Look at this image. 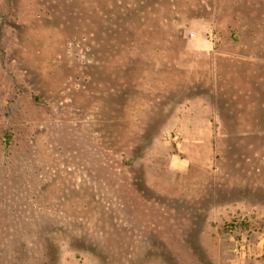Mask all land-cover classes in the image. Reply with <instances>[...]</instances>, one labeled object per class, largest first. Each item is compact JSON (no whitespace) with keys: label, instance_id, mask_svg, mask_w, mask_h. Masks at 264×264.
I'll use <instances>...</instances> for the list:
<instances>
[{"label":"rangeland","instance_id":"1","mask_svg":"<svg viewBox=\"0 0 264 264\" xmlns=\"http://www.w3.org/2000/svg\"><path fill=\"white\" fill-rule=\"evenodd\" d=\"M0 264H264V0H0Z\"/></svg>","mask_w":264,"mask_h":264},{"label":"built area","instance_id":"2","mask_svg":"<svg viewBox=\"0 0 264 264\" xmlns=\"http://www.w3.org/2000/svg\"><path fill=\"white\" fill-rule=\"evenodd\" d=\"M239 249H240V250H243V249H244V246H243V245H241V246L239 247Z\"/></svg>","mask_w":264,"mask_h":264},{"label":"trees","instance_id":"3","mask_svg":"<svg viewBox=\"0 0 264 264\" xmlns=\"http://www.w3.org/2000/svg\"><path fill=\"white\" fill-rule=\"evenodd\" d=\"M129 72V71H128Z\"/></svg>","mask_w":264,"mask_h":264}]
</instances>
